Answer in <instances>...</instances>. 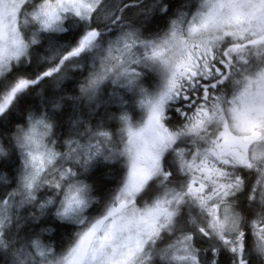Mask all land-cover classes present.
Returning <instances> with one entry per match:
<instances>
[{"label":"snow or ice","instance_id":"1","mask_svg":"<svg viewBox=\"0 0 264 264\" xmlns=\"http://www.w3.org/2000/svg\"><path fill=\"white\" fill-rule=\"evenodd\" d=\"M0 264H264V0H0Z\"/></svg>","mask_w":264,"mask_h":264}]
</instances>
